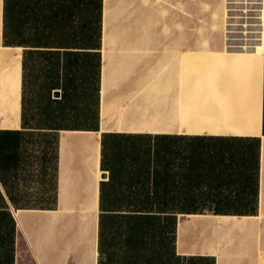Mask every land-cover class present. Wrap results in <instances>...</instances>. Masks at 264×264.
<instances>
[{
	"label": "crops",
	"instance_id": "1",
	"mask_svg": "<svg viewBox=\"0 0 264 264\" xmlns=\"http://www.w3.org/2000/svg\"><path fill=\"white\" fill-rule=\"evenodd\" d=\"M0 264H264V0H0Z\"/></svg>",
	"mask_w": 264,
	"mask_h": 264
}]
</instances>
